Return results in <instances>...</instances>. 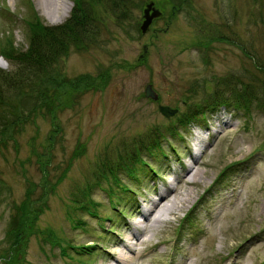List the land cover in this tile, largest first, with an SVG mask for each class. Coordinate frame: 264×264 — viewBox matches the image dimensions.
<instances>
[{
    "label": "rangeland",
    "instance_id": "obj_1",
    "mask_svg": "<svg viewBox=\"0 0 264 264\" xmlns=\"http://www.w3.org/2000/svg\"><path fill=\"white\" fill-rule=\"evenodd\" d=\"M63 1L70 4V12L59 20L61 10L48 14L36 0H0V43L10 36L17 48L26 47L27 24L23 19L31 15L32 7L44 24L63 23L75 7L74 0ZM129 1L127 8L124 7L126 4L117 7L119 18L107 0L98 3L96 17L87 24L90 37L86 36V42L81 46H71L67 54L60 55L56 68L62 80L63 77L70 79L75 82L73 87H81L77 78L88 74L92 83L88 87L82 85L83 88L78 90L67 88L72 106L60 108L55 104L59 90L48 92L49 106L46 108L54 111L57 126L53 130L57 129V132L50 136L53 132L51 116L40 115L34 119L37 126L34 120L24 122L19 124L24 127L22 132L16 131L10 140H0V253L10 246L5 231L16 217L14 206H20L28 199L29 185L25 177L37 184L41 180L35 152H43L42 146L49 142V137H52V145L44 156L48 163L49 153H53L50 166L46 165L50 170L49 182H54L56 175L63 171L66 177L59 181L60 184L58 182L55 192L48 195L47 206L35 221L37 226L34 228L38 232L25 240L23 264H103L106 252L117 249L113 246L115 237L128 236V223L142 215L135 213L137 207L131 194H122L121 199L115 197L118 206L114 209L112 205L116 201L110 202L102 188L92 187L97 163L100 159H115L114 152L121 150L125 156L133 155L135 147L147 145L154 141L152 138L157 133L164 134L170 127L182 133L181 136L172 133V137L166 132L167 140L175 150L164 138L160 141V150L152 156L144 153L143 157L159 176L170 172L169 159L171 167L179 172L181 164L174 161L176 153L189 155L192 149L188 150L186 146L191 147L195 133L202 126L203 136L206 128L211 130V135L198 145L202 151L195 155L200 163L196 167L199 176L195 183L177 186L175 190L178 197L190 192V199L167 214V221L156 228H149L146 221L145 226L141 225L140 228L146 231L139 229L136 235L144 237L145 233L149 242L139 249L143 256L131 263L173 264V260L178 259L175 264H181L179 261L183 259L185 264H262L264 115L257 112L247 121L238 112L221 109L216 113L207 112L188 125V130L178 120L183 113H188L186 116L189 117L197 108L195 105L220 95L217 79L232 75L237 79L255 80L248 76L252 71L249 61L233 42L257 52L264 63V21L256 16L257 4L253 0H190L188 6L187 0L182 6H188L190 16L185 10L172 14V4L166 3L167 9L162 6L165 14L154 18L149 30L141 34L138 26L142 7L139 4L145 0ZM162 2L157 0L159 6ZM6 8L10 11L8 15L3 12ZM221 32L228 40L218 39ZM195 45H199L201 51L194 48ZM12 66L0 56V70H12ZM147 83L157 92V100L144 96ZM231 85L234 86L228 84ZM12 101L14 103L0 107V123L26 113L21 111L23 106L18 108ZM158 104L175 107L177 113L166 117L158 110ZM79 144L81 153L75 157L73 152ZM161 152L165 153L164 157ZM144 171L138 175L140 185L120 174L122 184L135 188L140 200V194L149 193L153 183H158L155 174H144ZM87 185H91V197L99 202L96 210L99 217H90L83 211L79 218L85 225L73 227L72 219L67 215L68 205L77 196L80 198V192ZM102 186L106 187V182ZM39 202L42 206V201ZM195 205L191 214L193 225H183L181 218ZM75 214L78 215H70ZM46 232L63 237L64 242L87 244L91 246L85 250L89 253L76 255L77 250L68 248L67 254L63 255L59 246L46 240ZM247 242L249 244L245 246ZM0 264H4L3 259Z\"/></svg>",
    "mask_w": 264,
    "mask_h": 264
},
{
    "label": "trees",
    "instance_id": "obj_2",
    "mask_svg": "<svg viewBox=\"0 0 264 264\" xmlns=\"http://www.w3.org/2000/svg\"><path fill=\"white\" fill-rule=\"evenodd\" d=\"M83 1L84 4H81ZM102 1L104 0H74L75 7L71 11L69 17L63 23L58 25L44 24L32 7V18H30V15L28 18L23 19V21L25 20V23L27 24L28 42L26 47H23L22 49L17 48L10 36L3 41L4 43H0V55L13 65L12 70H0V107H3L4 105L8 106L14 103L12 101L14 100L16 107L20 108L23 106L21 111L26 112L23 114L20 113L16 119L11 121L9 119L6 123H0V140H10L16 131L20 133L24 130V127L19 124L33 121L35 118L40 117V115L47 117L48 114H50L52 120L51 130H53L54 127L56 128L57 122L53 119L54 111L46 108L49 106V101L46 100L48 92L52 90H59L56 95L58 99L55 101V104L57 103L60 108L68 105L72 106L71 104L73 101H71L70 95L69 97L67 96V92L69 91L67 88H70V90H72V88L78 90L82 87V85H84V87H88V84L92 83V81H89L90 77L87 74V76L83 75L77 78V82L80 83L81 87H73L75 82L69 81L70 79H65L64 77L62 80L60 71L56 68V63L61 54L68 53L71 46H81L84 42H86L85 37H90L89 34L91 33H88L87 31V24L88 22H92V18L96 17L97 14L95 13V7H97L98 3ZM128 1L129 0H107V3L112 10H115V16L119 18L121 15L116 11L117 7L120 5L124 6L126 4L124 7L127 8ZM146 1L148 0H145L142 5L139 4V6L143 7ZM186 1L187 0H164L160 5L163 15L166 11L164 12L162 6L165 5L167 9L168 6L166 3L172 4L170 8V12L172 14L176 11L180 12L185 10L190 15L188 10L190 0H188L187 3ZM183 3H186L188 6H182ZM253 3L258 6L259 14L257 11L256 16H259L263 22L264 0H253ZM123 11L125 12V9H123ZM251 14H253V12H251ZM211 26L213 28L215 27L214 24H211ZM230 29L231 27L229 30ZM216 31L220 32L219 29H216ZM231 33H233L232 30ZM222 34L223 33L221 32L218 39L220 41L228 40L226 39V36H222ZM233 44L241 50L242 55L249 61V65L251 66L249 69L252 71L248 72V76L249 78L254 77L255 80L248 81V79H244L242 77L237 79L232 75L226 76L223 80L217 79V88L219 89L221 86L220 95H214L206 99L202 105H195L197 108L192 110L190 117L197 116L199 113L203 114L205 112L203 110L204 108H210L212 105L217 103L231 105L236 110L241 111L244 119L247 121L252 119L253 115L257 112H261L264 115L263 60L258 58L259 55L257 52L246 48L247 46H241L236 42H233ZM193 47L201 48L199 45H195ZM204 59L206 58L204 57ZM257 71L260 74H258ZM229 83L234 84V86L231 85L229 87ZM13 91L14 95H12ZM16 97H19V99H16ZM62 103L65 104L63 105ZM187 114L188 113H183L181 117L185 116V118H188L186 116ZM3 117L4 113H2V118ZM34 123L35 126H37L35 120ZM54 132H57V129L55 131L53 130V132L51 131L50 136ZM159 134L160 132L152 139H154V141L155 139L157 140ZM51 140L52 137H49V142L42 146L43 152H35L36 155H38V159H36V161L41 175L40 182L37 184L28 177H25V181L27 185H29V188L26 191V197L28 199L24 200L22 205L14 206L16 212V217L12 219L14 223L10 222L5 231V239L9 242L10 246H6L4 251L0 253V259L4 260V264H23V253L26 245L25 240L28 239L29 235H34L38 232L37 228H34V226H37L35 221L41 211H43V209L47 206L48 195L55 192L58 182L61 180L64 181L66 177V172L63 171L60 175H56L58 177L54 182H49L48 177L50 175V170L49 168H46L48 167L46 165L49 164L50 166L51 154L53 153H49L48 163H45L44 156L51 148ZM81 147L82 146L79 144L77 149L73 152L75 157L80 155ZM137 148L138 147H135V149ZM123 152L124 151L122 150L114 152L115 159L113 160L100 159L95 167L96 176L94 182L92 183V187L102 188L107 192L109 197L113 199H115V197L116 199L118 197L121 199L120 197L125 191V189L122 191L124 187L120 184L119 175L121 171L131 174V177L137 179L135 173L132 174V172L138 155L135 152L133 155L125 156ZM61 182H59V184ZM103 182H106V187L102 186ZM91 189V185H87L86 189L80 192V198L77 196L76 200H74L71 205H68L67 215L68 218L73 219L75 227L78 225L77 221L80 223L82 222L80 218H77L78 216L76 214L75 215L77 217L75 215L71 216V213L79 214V211L82 213L83 211L98 208L99 206V202L91 197ZM116 191H119L118 194H116ZM39 201H42V206ZM12 226L13 228H11ZM78 226L80 227L81 225ZM46 240H48L50 244H57L61 246V253L63 255L66 254L67 248L61 245L64 242L63 237H54L51 232H46ZM67 246H70V244L67 243Z\"/></svg>",
    "mask_w": 264,
    "mask_h": 264
},
{
    "label": "bare ground",
    "instance_id": "obj_3",
    "mask_svg": "<svg viewBox=\"0 0 264 264\" xmlns=\"http://www.w3.org/2000/svg\"><path fill=\"white\" fill-rule=\"evenodd\" d=\"M40 8H44L46 13L55 12L59 9L60 16L59 20L68 16V11L70 12V4L64 3L63 0H36ZM162 2V1H161ZM158 4V3H157ZM160 4V3H159ZM46 8V9H45ZM55 14V13H54ZM199 145L203 143L204 138L202 134L196 136ZM200 164L195 155H193V161L186 164L183 171L176 172L175 169H172L173 179L169 181L168 187H158L154 186V194L149 193L148 196H144L143 200L146 204L143 208H137L135 213L141 214L142 216L138 220H133L128 223L126 233H129L127 237H115L114 250L107 251L104 256L103 264H132L133 260H136L141 257L140 247L143 244L149 242V237L144 233V237L138 236L137 233L141 225H144V222H148L149 228L157 227L161 225L164 221H167L166 215L172 213L175 209H178L179 206H182L191 197L190 192H185L184 196L178 197L175 193L177 186L187 185L195 183L199 172L196 167ZM188 190V189H186ZM153 195V196H152ZM174 195V196H172ZM165 200L167 202H165ZM182 204V205H181ZM151 219L149 220V217ZM149 220V221H148ZM145 226V225H144ZM143 232L146 231L144 228ZM186 261L182 260L181 264H185Z\"/></svg>",
    "mask_w": 264,
    "mask_h": 264
},
{
    "label": "water",
    "instance_id": "obj_4",
    "mask_svg": "<svg viewBox=\"0 0 264 264\" xmlns=\"http://www.w3.org/2000/svg\"><path fill=\"white\" fill-rule=\"evenodd\" d=\"M160 15L161 11L158 7H156L155 0L147 1L142 9V22L140 24L141 32L144 33L146 30H148L152 20ZM144 94L146 97H150L153 100L157 99L158 97L151 84H147L145 86ZM159 110L165 116L173 115L176 112V109H172L165 105H160Z\"/></svg>",
    "mask_w": 264,
    "mask_h": 264
}]
</instances>
